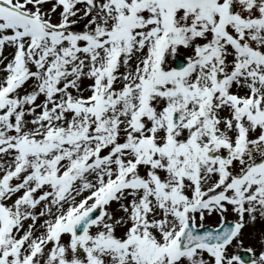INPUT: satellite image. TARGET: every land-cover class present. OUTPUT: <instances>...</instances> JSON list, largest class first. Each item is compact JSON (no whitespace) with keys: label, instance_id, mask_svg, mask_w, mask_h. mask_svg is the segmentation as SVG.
<instances>
[{"label":"snow or ice","instance_id":"obj_1","mask_svg":"<svg viewBox=\"0 0 264 264\" xmlns=\"http://www.w3.org/2000/svg\"><path fill=\"white\" fill-rule=\"evenodd\" d=\"M258 219L264 0H0V264H264Z\"/></svg>","mask_w":264,"mask_h":264},{"label":"rangeland","instance_id":"obj_2","mask_svg":"<svg viewBox=\"0 0 264 264\" xmlns=\"http://www.w3.org/2000/svg\"><path fill=\"white\" fill-rule=\"evenodd\" d=\"M55 18V17H54ZM7 51V50H6ZM264 228V222L260 221L259 219L257 220L255 226H254V229L253 228H245L244 229V233H245V246H248L250 241H249V235L253 232V231H259L260 229ZM78 256L81 260H84L85 259V256L83 254V251L82 250H79L78 249Z\"/></svg>","mask_w":264,"mask_h":264},{"label":"water","instance_id":"obj_3","mask_svg":"<svg viewBox=\"0 0 264 264\" xmlns=\"http://www.w3.org/2000/svg\"><path fill=\"white\" fill-rule=\"evenodd\" d=\"M78 231H79V229H78Z\"/></svg>","mask_w":264,"mask_h":264}]
</instances>
